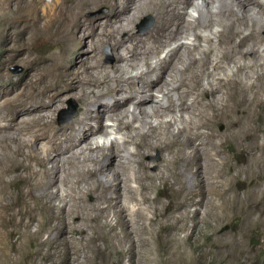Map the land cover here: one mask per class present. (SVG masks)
<instances>
[{
  "label": "bare ground",
  "instance_id": "bare-ground-1",
  "mask_svg": "<svg viewBox=\"0 0 264 264\" xmlns=\"http://www.w3.org/2000/svg\"><path fill=\"white\" fill-rule=\"evenodd\" d=\"M98 3L109 6L105 19L83 20ZM48 10L66 46L111 39L115 59L88 54L58 72V86L54 72L31 85L34 95H0V264H107L117 252L116 263L184 264L195 250L220 264L242 251L240 238L211 233L207 249L198 239L202 224L216 227L233 210L264 235V0H51ZM145 10L157 17L149 41L120 37L123 21ZM186 34L193 44L176 42ZM64 84L79 113L56 124ZM104 119L123 131L120 143L98 142L110 134ZM5 176L21 183L18 202L1 201Z\"/></svg>",
  "mask_w": 264,
  "mask_h": 264
},
{
  "label": "rangeland",
  "instance_id": "rangeland-1",
  "mask_svg": "<svg viewBox=\"0 0 264 264\" xmlns=\"http://www.w3.org/2000/svg\"><path fill=\"white\" fill-rule=\"evenodd\" d=\"M50 1L51 0H0V95L3 94L1 97L12 96L14 93H17L22 89L34 95L36 94V90L32 89L31 85L36 82H41V75L48 76L54 74V72L58 73L60 70L62 71V69H75L80 67L82 61L88 54L92 57V59H90L91 61L101 59L100 61L105 64L114 62L115 51L111 39H98L93 44H90L86 37L81 36L76 42L66 46L65 41L60 39V35L58 34V30L62 27L61 23H51L54 16V13L52 12L55 11L58 18L59 15L56 10L47 11L48 3ZM108 11L109 6L105 3H98L96 5L88 4L83 9L81 17L83 20L87 21H91L94 18L95 21H103ZM188 11L191 12V14L186 16L189 20H192L197 16V12H194L191 7L188 8ZM156 21V14L152 10L140 11L133 20L129 22L123 21V30L119 36L126 37L127 34L134 33L139 35L144 41L148 42L150 34L156 27ZM219 27L220 26L215 24L212 26L211 30L216 31V29H220ZM96 30L99 31L100 26ZM198 31L203 34L209 33V30L202 28H199ZM78 32L80 33V31ZM186 35H183L185 37L181 36L176 42L193 44L195 41L193 35ZM125 43L128 44L129 41L126 40ZM173 44L175 43L170 42L167 44L168 46L166 45L165 47L160 48L155 55L151 56L150 62L155 63V60L158 57H164L168 47H171ZM201 44L204 45L205 42L201 41ZM230 65L229 66L232 68L233 64L231 63ZM143 67L144 66L135 69L133 68V70L130 68L128 71H130L129 73L131 74H135L136 71L138 72V70H142ZM61 78V74L59 73L55 76L54 81L56 86L61 84ZM61 89L63 90L60 92V96L62 97L63 102L52 114L56 124H62L69 121L66 120V118L74 108L76 113L72 118L79 113V102L72 94V92H74L72 90L73 88L68 84H64ZM8 91L9 93L6 95ZM129 107L131 108V106ZM104 113H108L107 109H104ZM21 117H23V115H20L18 119H21ZM104 121L108 124L110 134L106 137H99L98 142L108 145L110 141L107 140H111L112 138L117 139L120 143L123 131H115L110 119H104ZM174 130H176L175 127ZM26 136L28 137V135ZM38 144V147H41V143ZM128 148L131 149L132 146L129 145ZM159 158V153L156 151L146 156V160L151 163L158 161ZM5 180L7 182L5 190L9 194V197H2L1 201L18 202V193L20 191L21 183L13 181L11 176H5ZM243 191L244 189L242 187L238 188L240 194H242ZM155 195L156 189L150 192L151 197ZM163 199L164 201L167 200L165 197H163ZM203 208L202 210H204ZM193 209L194 206L189 207L190 211ZM150 214V212H147V215ZM242 216L243 213L240 210H233L229 212L225 218H222L221 221L217 222L216 227L214 226L215 222L212 219L209 220V224H202V234L200 235L198 242H205V249L208 248L207 241H209L212 236L211 233L219 235L222 238H225V235H227V237L230 235H237L238 240L239 238L241 240L240 244L242 251L240 250L241 252H239L237 256L221 260L220 264H264L263 226H247L246 228L242 224ZM211 226L214 227L211 228ZM29 228L32 231L35 230L36 224H32ZM238 231L240 232L238 233ZM186 232L181 231L179 235L183 237ZM206 233L210 234V236H206ZM238 234L240 237H238ZM44 236L46 237L47 234H43V237ZM78 237L79 234L73 236L75 240H77ZM32 246L33 245L26 249L32 251ZM156 247L154 254L158 256L160 252L159 246ZM187 248L189 251L190 247L187 246ZM243 250L249 251L248 258L246 259H244L246 253H243ZM199 251L200 250H195L194 252H190L191 258L184 264H213V257L210 253H206L199 258L197 257ZM119 255H121V252L112 253L111 257L108 258L107 264L132 263L128 256L121 257L122 259L120 258L119 262L116 263L120 257ZM81 258L82 257H80V260ZM93 263L94 260H92V264ZM25 264H28V261H26ZM54 264H64V262L56 260Z\"/></svg>",
  "mask_w": 264,
  "mask_h": 264
},
{
  "label": "water",
  "instance_id": "water-1",
  "mask_svg": "<svg viewBox=\"0 0 264 264\" xmlns=\"http://www.w3.org/2000/svg\"><path fill=\"white\" fill-rule=\"evenodd\" d=\"M74 109H75V108H74ZM74 109H73V111H71V113H70L69 116L66 118V120L71 119L72 116L76 113Z\"/></svg>",
  "mask_w": 264,
  "mask_h": 264
},
{
  "label": "clouds",
  "instance_id": "clouds-1",
  "mask_svg": "<svg viewBox=\"0 0 264 264\" xmlns=\"http://www.w3.org/2000/svg\"><path fill=\"white\" fill-rule=\"evenodd\" d=\"M112 139V138H111ZM107 141H110V140H107Z\"/></svg>",
  "mask_w": 264,
  "mask_h": 264
}]
</instances>
